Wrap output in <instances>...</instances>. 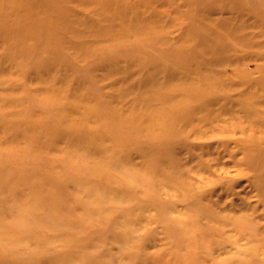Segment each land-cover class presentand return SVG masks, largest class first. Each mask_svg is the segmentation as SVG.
<instances>
[{
    "label": "rangeland",
    "instance_id": "374dc122",
    "mask_svg": "<svg viewBox=\"0 0 264 264\" xmlns=\"http://www.w3.org/2000/svg\"><path fill=\"white\" fill-rule=\"evenodd\" d=\"M0 264H264V0H0Z\"/></svg>",
    "mask_w": 264,
    "mask_h": 264
},
{
    "label": "bare ground",
    "instance_id": "6f19581e",
    "mask_svg": "<svg viewBox=\"0 0 264 264\" xmlns=\"http://www.w3.org/2000/svg\"><path fill=\"white\" fill-rule=\"evenodd\" d=\"M197 208H198V207H197ZM197 211H198V214H197V215L200 216V215H201V214H199V213H200V210L197 209ZM220 253H221V252H220Z\"/></svg>",
    "mask_w": 264,
    "mask_h": 264
}]
</instances>
